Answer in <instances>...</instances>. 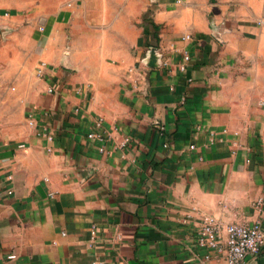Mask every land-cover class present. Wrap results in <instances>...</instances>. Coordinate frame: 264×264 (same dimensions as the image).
<instances>
[{"label":"crops","instance_id":"0c3cea01","mask_svg":"<svg viewBox=\"0 0 264 264\" xmlns=\"http://www.w3.org/2000/svg\"><path fill=\"white\" fill-rule=\"evenodd\" d=\"M235 1L155 13L154 67L134 28L88 2L71 14L67 68L43 59L34 123L0 131V264H197L202 215L264 229V0ZM98 119L103 141L87 137Z\"/></svg>","mask_w":264,"mask_h":264},{"label":"rangeland","instance_id":"374dc122","mask_svg":"<svg viewBox=\"0 0 264 264\" xmlns=\"http://www.w3.org/2000/svg\"><path fill=\"white\" fill-rule=\"evenodd\" d=\"M0 1V131H9L15 130L19 121L29 120V101L32 96L36 97V94L45 90V86L43 88L37 84L39 78L47 80L48 77L43 59L56 60L58 65L67 68V61L64 60L70 56L69 46L76 35L72 27L75 22H71L70 17L74 12H79L83 2L90 4L86 5L87 12L92 11L101 20L103 17L106 20L112 18L108 23L109 28L111 26L113 30L121 32L126 31L127 27L137 30L148 51L156 45L158 33H162L167 24V21H154L153 15L162 11L170 12L169 8L192 7L191 2L199 0ZM208 1L217 3L218 0ZM248 1L229 2L232 3L230 8L236 3L242 5ZM125 8L128 17L125 16ZM33 17L36 19L32 20ZM98 24L103 26L105 22ZM29 32L34 44L32 54L26 45ZM65 40L66 48H63ZM59 41L62 44L60 48ZM42 44L46 49L43 50ZM28 56L30 59L27 60ZM27 87L32 90H26Z\"/></svg>","mask_w":264,"mask_h":264},{"label":"built area","instance_id":"2783aa9c","mask_svg":"<svg viewBox=\"0 0 264 264\" xmlns=\"http://www.w3.org/2000/svg\"><path fill=\"white\" fill-rule=\"evenodd\" d=\"M187 38L189 39L190 36H187ZM182 58L183 63L180 64V69L184 70L189 54L183 53ZM40 71L38 72L41 73ZM46 90L52 92L53 88L48 86ZM262 104H264V101ZM28 123L32 125L34 120L30 119ZM99 125L100 119L96 121L98 129L88 132V138L99 141L105 139V133L100 130ZM160 129L162 132L164 127L160 126ZM42 131L48 139H52V135H47L44 130ZM42 131H39L38 134H41ZM97 150L99 152L105 151L102 146H99ZM256 206L258 208L264 207V199L258 198ZM192 232L196 248L205 250L202 255H197V264H203L206 260L216 257L211 254V251L220 254L224 250L226 251L228 264H246L248 256L257 254L264 244V229L259 220L254 221L252 224L233 222L223 225L212 216L202 215L200 224L194 227ZM96 263L93 262V264Z\"/></svg>","mask_w":264,"mask_h":264},{"label":"water","instance_id":"95a60500","mask_svg":"<svg viewBox=\"0 0 264 264\" xmlns=\"http://www.w3.org/2000/svg\"><path fill=\"white\" fill-rule=\"evenodd\" d=\"M156 58L157 55L155 54V48L154 47H150L149 49V53H148V66L150 67H154L156 65Z\"/></svg>","mask_w":264,"mask_h":264},{"label":"trees","instance_id":"16d2710c","mask_svg":"<svg viewBox=\"0 0 264 264\" xmlns=\"http://www.w3.org/2000/svg\"><path fill=\"white\" fill-rule=\"evenodd\" d=\"M155 25V24H154ZM156 26V25H155Z\"/></svg>","mask_w":264,"mask_h":264}]
</instances>
